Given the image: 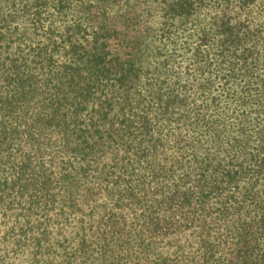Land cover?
<instances>
[{
  "label": "trees",
  "instance_id": "obj_1",
  "mask_svg": "<svg viewBox=\"0 0 264 264\" xmlns=\"http://www.w3.org/2000/svg\"><path fill=\"white\" fill-rule=\"evenodd\" d=\"M200 4L0 0V218L13 222L1 237L3 257L21 244L14 235L8 251L14 226L39 232V216L65 201L75 208L87 189L88 201L108 203L79 227L62 264H264L262 3L240 1L231 15L226 4L213 17V63L197 73L213 71L214 92L200 105L194 98L210 82L189 90L186 79L178 87L179 79L151 77L157 87L148 100L135 99L149 49L139 48L142 40L123 63L101 57L112 52L105 20L123 18L107 26L124 37L117 46L129 45V30L163 33ZM88 18L95 27L83 38L80 19ZM188 237L193 251H170Z\"/></svg>",
  "mask_w": 264,
  "mask_h": 264
},
{
  "label": "rangeland",
  "instance_id": "obj_2",
  "mask_svg": "<svg viewBox=\"0 0 264 264\" xmlns=\"http://www.w3.org/2000/svg\"><path fill=\"white\" fill-rule=\"evenodd\" d=\"M28 1V0H25ZM202 2L199 8L194 9L191 15H186L175 19L171 26L165 28L163 33L156 31L147 34L144 31L142 25L135 27L134 32L128 31V35L125 37V41H129V45L125 43L117 46L116 41L122 40L124 37L117 33V30L109 26L108 23H116L118 19V26L124 24L123 18L118 17L116 21L109 22L105 20L103 24V36L109 38L105 40L110 44L109 50L112 52L110 56H105V52L108 47L102 51L101 57L106 61L109 60L123 63L125 58L129 56L132 51L133 42L136 44L141 41L139 48L147 46L144 62L146 65L143 67V72L139 73V77L134 82L133 96L135 99L148 100L149 92H152L157 87L153 81L149 84V80L154 77L158 79H166L168 81L179 79L177 86L182 85L183 80L186 79L190 89L196 90L195 85L199 86V83H209L208 87H205L204 95H195V103L200 105L202 97L208 99L213 98V71L208 74L197 73L198 66L203 65L207 60L213 63V17L216 15H222L223 8L227 4V10L231 15L232 11L237 9V5L243 0H199ZM264 6V0H259ZM77 8V7H76ZM255 10V7L252 8ZM252 14H255L252 11ZM76 16V9L68 11L66 14V20L63 25H70ZM261 19H264V10L261 12ZM81 20V33L79 36L86 37L89 32L95 27V21L91 26L89 18L85 21ZM119 28V27H118ZM63 31L62 27L55 31V35H59V32ZM132 33L136 35L132 38ZM207 34V41L203 43L201 36ZM102 35V33H101ZM114 43L112 44V42ZM124 41V42H125ZM100 42V41H99ZM116 45V46H115ZM197 51H199L197 53ZM128 53V54H127ZM127 54V55H126ZM164 61V67L161 73L153 72L151 66L154 62ZM151 62V63H150ZM146 68H150L146 70ZM213 70V69H212ZM208 78L205 77H209ZM152 77V78H151ZM195 84V85H194ZM209 112L213 114V107L209 108ZM85 188V185H84ZM78 196L75 200L76 207L68 208L69 201L65 203H59L51 210L46 211L39 218L43 224L39 232L30 233L27 232L24 225L18 224L14 226L10 231L13 234L8 241V251L15 240L14 235L19 236L21 233V244L10 251L4 258V264H62L65 260V256L75 248L76 236L80 231V226L88 228L89 224L99 218L104 213V204L108 203L105 198L100 197L93 201H88V190L84 189L77 193ZM94 206V208H92ZM44 217V218H42ZM3 219L0 218V241L5 227H11L13 222H7L5 226L1 224ZM19 227L22 229L19 230ZM192 238L188 237L187 242H184V238L173 242L169 249H174L177 244H180L184 248V251H193L195 245L191 247ZM12 242V243H11ZM164 243V242H163ZM162 243V244H163ZM168 250V252H170ZM90 264V263H86ZM97 264V263H94Z\"/></svg>",
  "mask_w": 264,
  "mask_h": 264
}]
</instances>
